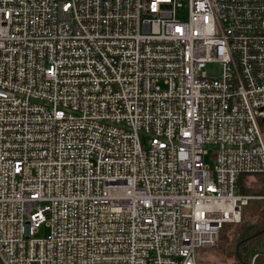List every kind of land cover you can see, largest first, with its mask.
<instances>
[{"label": "built area", "instance_id": "2783aa9c", "mask_svg": "<svg viewBox=\"0 0 264 264\" xmlns=\"http://www.w3.org/2000/svg\"><path fill=\"white\" fill-rule=\"evenodd\" d=\"M263 121L264 0H0V264H198Z\"/></svg>", "mask_w": 264, "mask_h": 264}, {"label": "trees", "instance_id": "16d2710c", "mask_svg": "<svg viewBox=\"0 0 264 264\" xmlns=\"http://www.w3.org/2000/svg\"><path fill=\"white\" fill-rule=\"evenodd\" d=\"M264 121L262 122V125ZM260 176V187L251 182L246 186L245 177ZM237 193L259 195L260 198H249L242 206L240 222H226L218 235L216 245L223 254L231 260V264H251L252 257L258 253L254 264H264V251H257V247L264 243V173H245L240 176ZM215 245V246H216Z\"/></svg>", "mask_w": 264, "mask_h": 264}, {"label": "rangeland", "instance_id": "374dc122", "mask_svg": "<svg viewBox=\"0 0 264 264\" xmlns=\"http://www.w3.org/2000/svg\"><path fill=\"white\" fill-rule=\"evenodd\" d=\"M207 70L212 75H219L221 71V67L218 63H210L207 65ZM262 132L264 137V124L262 125ZM214 150V146H210L209 152L205 155V160L207 163L212 164V153ZM246 186H250L251 182H254L255 187L251 186L248 188L256 189V187H260L263 183H261L260 176L258 175H248L245 177ZM251 198H260L262 196L250 194ZM241 221V220H240ZM239 221V222H240ZM216 245V244H215ZM206 247L201 246L197 248V262L198 264H231V260L228 259L223 252L220 250L219 245ZM257 251H264V243L257 247Z\"/></svg>", "mask_w": 264, "mask_h": 264}]
</instances>
